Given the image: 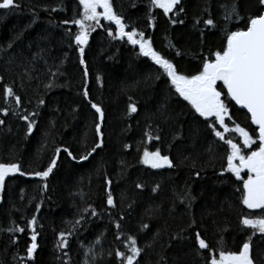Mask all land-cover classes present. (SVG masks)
Here are the masks:
<instances>
[{
    "label": "trees",
    "instance_id": "16d2710c",
    "mask_svg": "<svg viewBox=\"0 0 264 264\" xmlns=\"http://www.w3.org/2000/svg\"><path fill=\"white\" fill-rule=\"evenodd\" d=\"M17 2L18 9H0V76L4 77L0 81V108L14 107L12 98L3 95V85L8 84L23 101V108L16 111L27 109L38 111L39 115L33 134L26 137L25 121L11 113L8 117L0 113V119L6 121L0 126V162L19 161L25 171L42 170L56 147H69L79 157L87 150L86 137L90 148L94 140V110L83 98L85 83L92 101L105 110V136L103 148L86 162L77 163L61 152L57 167L47 180L19 174L7 179L6 191L0 193L4 197L0 201V264H85L89 247L97 253L96 264H119L107 253L116 248L125 250L115 239L120 231L125 236H136L139 246L145 249L140 264H205L208 252L197 254L196 231L213 248L223 237L225 249L232 251L251 237L254 262L264 264V234L253 235L252 229L240 224L243 216L260 215L261 210L247 209L241 203L242 192L238 189H242V182L234 174H220L226 168L227 146L211 134L204 118L194 112L189 102L175 93L159 66L140 54L138 46L128 43L126 38L114 40L108 36L105 29L111 27L115 31V25L100 17L104 27L91 32L85 46L89 71L85 78L73 38L78 26L63 23L79 18L83 11L79 0ZM232 2L183 0L185 12L179 17L152 8L151 15L155 17L152 27L148 23L149 0H111L114 11L122 14L126 23L144 31L155 50L185 74H194L202 56L224 43L220 6ZM255 5L256 0H238L240 15L247 17L254 13ZM206 6L217 20L215 29H204L203 24L194 27V18L201 16ZM169 17L184 23L173 25ZM237 27L244 24L229 25L231 30ZM177 50L181 55H176ZM49 69L59 72L53 77ZM49 83L54 86L46 88ZM129 97L138 108L137 113L130 115ZM39 98L45 100L44 105L38 106ZM229 108L242 127L250 132L255 128L244 109L234 102L229 103ZM149 125L152 129L158 126L159 132L154 131L153 135L159 134V141L149 142L145 137ZM233 136L238 141V135ZM126 144L131 148H125ZM145 146L150 151L159 148L176 166L152 169L140 163ZM106 179L112 180L115 208L106 203ZM137 183L144 187L136 188ZM157 184L160 187L153 192ZM89 204L97 216L89 214L91 209L83 211ZM33 215L37 217L38 248L34 258L29 259L26 248L31 244V230L26 222ZM81 215L84 219L68 237V247L61 249L59 233L68 232ZM193 220L196 223L189 228ZM13 221L26 231L9 233L7 229L13 226ZM117 221L120 230L116 228ZM143 224L149 227L143 229ZM13 239L17 242L12 243ZM149 244L152 246L147 247Z\"/></svg>",
    "mask_w": 264,
    "mask_h": 264
},
{
    "label": "snow or ice",
    "instance_id": "6c2138e0",
    "mask_svg": "<svg viewBox=\"0 0 264 264\" xmlns=\"http://www.w3.org/2000/svg\"><path fill=\"white\" fill-rule=\"evenodd\" d=\"M149 4L150 15L148 23L152 27H154L155 19L151 15L152 8L162 9L164 15L174 13L176 17L185 12L183 0H149ZM79 5L83 8L79 18L72 21L65 20L63 23H72L78 26V31L74 34L73 38L80 54L79 63L84 66L83 76L85 78L89 76L87 61L85 59V46L89 44L90 33L95 31L97 27H104L100 23V17H103L115 25V31L111 27L105 29L108 36L114 40H124L126 38L128 43L138 46L140 54L144 57H150L155 65L159 66V69L162 70V76L170 81L171 86L175 89V93L189 102L194 112L199 117L204 118V122L211 134L227 146L225 153L226 168H223L220 174L223 175L224 172L234 174L242 182V189H238L242 192L241 203L247 209L261 210L260 215L250 214L243 216L240 224L245 228L252 229L253 235L257 232L264 234V0H256V11L247 17L240 15L238 0H233L230 5L222 4L220 6L223 10L221 22L224 24V43L217 50L213 51L209 49L207 55L202 56L200 67L194 74L181 72L172 60L155 50L152 39L147 37L144 31L126 23L125 17L114 11L111 0H79ZM19 7L20 5L17 0H2L0 2V9L12 11ZM98 8H102L103 11L98 12ZM205 14L207 15L206 19L202 18ZM169 19L173 25L184 23V20L178 18L169 17ZM233 22H242L244 27H237L235 30H231L229 25ZM200 24H203L204 29L209 30L217 27V20L213 18L207 6L203 9L201 16L194 18V27H198ZM200 36L201 46H203V29L200 31ZM171 46L175 47V45ZM8 47L11 48L12 44L9 43ZM176 55H181V52L177 50ZM49 72L55 77L59 69H57V72H51V69H49ZM27 75L29 79L33 78L30 73ZM156 78L160 79V76ZM3 80L4 77L0 76V81ZM217 82H222V84L218 85ZM53 86L52 83L45 85L46 88H52ZM3 95L6 99L12 98L14 107L0 108V113H3L4 117H8L11 113L20 120L25 121V136L32 135L34 129L37 127L38 122L36 117L39 115V112H28L27 109H24L23 112L16 111V108H23V101L12 85H3ZM82 95L84 100L90 105V108L94 110V120L92 122L94 140L90 148L86 137L84 146L87 150L79 155V157L69 147H56L47 167L42 170L25 171L19 161L0 162V193L6 191L7 179L15 177L17 174L47 180L57 167L61 152L66 153L71 160L80 163L88 161L98 149L103 148L105 110L101 104L92 101L87 83L83 86ZM129 101L128 114L137 113V104L132 102L131 97H129ZM231 102H235V105L246 109V116L250 120L251 125H255V128L251 132L235 121L229 108V103ZM37 103L38 106H42L45 104V100L39 98ZM226 121L230 122L232 126L230 127ZM5 124V119H0V126H4ZM154 131L159 132L158 126L156 129H152L151 125H149L148 130L144 133L149 142L153 139L157 141L161 139L159 134L153 135ZM226 133L229 134L227 138ZM233 134L241 138L240 143L235 142ZM124 147L131 148V145L126 144ZM211 151L212 149L209 148V152ZM140 163L148 165L152 169L174 168L176 166L173 159L169 155H163L159 148L150 151L146 146L143 148L142 155L140 156ZM242 172H245L247 179L241 175ZM196 175L199 176L200 173L196 172ZM105 183L107 185L106 203L108 206L115 208L117 204L111 190L112 180L106 179ZM135 186L138 189L144 187L140 183H137ZM159 187L160 185L157 184L152 191H157ZM47 188L48 185L46 183L43 184V189L46 190ZM21 192H23V189H21ZM185 198H188V196L186 195ZM3 199V195H0V201H3ZM89 209H91L89 213L91 216L98 215L91 204L83 211L88 212ZM36 210L39 212V205H37ZM83 219L84 216L81 215L80 219L72 224L68 232L61 231L59 233L60 243L58 247L61 249L68 247V237L72 235L73 231L76 230V225ZM12 223L13 226L7 229L9 233H24L26 231L25 227H21L15 221ZM195 223V220H193L189 228L195 225ZM26 227L31 230V244L26 248V257L31 259L34 258V253L38 248L37 238L39 233L36 230L37 217L35 215L30 220H27ZM148 227L147 224L142 225L143 229H147ZM116 228L118 230L121 229L119 221L116 222ZM181 231L185 230L182 229ZM121 237L124 238L121 239ZM115 239L120 241L125 250L122 251L116 248L113 251H109L107 255L114 257L119 261V264H140V258L145 249L139 246L137 237L132 235L125 236L120 231ZM16 242V239L12 240V243ZM96 243H99V240ZM195 243L198 245V255L201 251L208 252V256L204 257L205 264H255L252 256L251 237L242 242V246H239L235 251L225 249L223 237L217 242V246L213 248L201 236L200 231L195 232ZM151 246V244L147 245V247ZM64 254L67 255V252ZM89 254L91 255L89 256ZM85 255L88 257L85 264H96L97 253L92 247L88 248V252ZM15 258L20 260L25 259L24 257Z\"/></svg>",
    "mask_w": 264,
    "mask_h": 264
},
{
    "label": "flooded vegetation",
    "instance_id": "af4514ba",
    "mask_svg": "<svg viewBox=\"0 0 264 264\" xmlns=\"http://www.w3.org/2000/svg\"><path fill=\"white\" fill-rule=\"evenodd\" d=\"M217 83H218V85H219V84H222V82H217ZM234 103H235V102H234ZM238 138H239V137H238ZM235 142L240 143V142H241V138H239L238 141H235ZM245 171H246V170H245ZM241 175L244 176L245 179H247V176H246L245 172H242Z\"/></svg>",
    "mask_w": 264,
    "mask_h": 264
},
{
    "label": "water",
    "instance_id": "95a60500",
    "mask_svg": "<svg viewBox=\"0 0 264 264\" xmlns=\"http://www.w3.org/2000/svg\"><path fill=\"white\" fill-rule=\"evenodd\" d=\"M239 108H240V106L239 105H237ZM242 109V108H241ZM245 111H246V109H244ZM254 127H255V125H253Z\"/></svg>",
    "mask_w": 264,
    "mask_h": 264
}]
</instances>
